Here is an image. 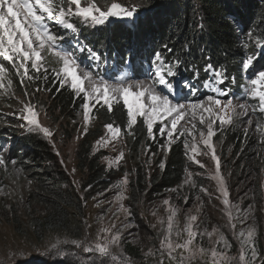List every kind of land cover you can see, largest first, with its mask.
<instances>
[{
    "label": "trees",
    "instance_id": "16d2710c",
    "mask_svg": "<svg viewBox=\"0 0 264 264\" xmlns=\"http://www.w3.org/2000/svg\"><path fill=\"white\" fill-rule=\"evenodd\" d=\"M144 1L147 12L138 20L136 27L125 26L123 23L93 30L80 27V39L84 44L106 58L103 72L106 70L108 75L116 77L125 69V62L130 61L129 64L132 67L134 65L139 73L134 74L131 68L130 74L140 78L145 72V65H150L154 53L160 52L166 60L179 58L184 61L177 70L178 77L188 76V81L197 88L203 85L204 78L200 75L203 73L202 66L206 63H211L214 68L225 69L228 78L235 77V86H243L241 61L245 49L242 44L250 28L255 34H264V0ZM248 43L246 51L253 53L255 48L251 41ZM164 45L172 51H167ZM257 62L264 66V58ZM193 69L199 71L198 79L194 78ZM42 81L39 79L30 82L28 90L30 93L32 90L33 96L38 99L39 93H35V89L39 87V92L46 95L43 89L49 88L47 107L43 102L45 111L47 108L53 114L65 133L71 129L75 131L78 127L77 118L82 112V99L76 98L67 86L57 90L58 86H53L51 77ZM15 86L22 92L17 82ZM39 100H42L41 97ZM94 114L97 118L96 127L79 139L75 151L77 176L71 174L61 163L47 139L35 133H23L16 122H11L13 149L5 157L17 163L15 166L8 163V179L24 185V200L21 203L12 200L9 207L4 205L6 198H3L0 213L10 216L5 221L16 231L30 234L37 241L43 242L45 235L49 233L81 231L83 225L86 227L88 203L93 200L102 198L111 210L112 200L118 193L117 185L127 170L109 168L103 162L102 151H97L94 144L102 136L105 124L114 123L124 130L127 118L122 102L114 106L112 113L107 111L106 106L98 105ZM122 135L128 144L133 164L130 170L132 176L127 185V202L137 213L145 214L160 198L181 197L182 200L188 197V200H195L197 196L200 197L201 181L198 177H193L196 188L188 185L179 187L183 185L186 176L185 168L189 169L184 143L174 142L165 155L159 147L162 140L156 137L153 141L147 137L142 118L134 127V136L127 135L126 131ZM144 151L147 156H152L153 165L150 166L149 173L143 165L137 163L144 160ZM219 156L230 181V192L243 196L237 206L243 210L251 205L248 219L243 224L239 220L235 221V232H239L241 228L254 227L256 248L260 258L264 259V147L258 144L252 134L248 133L246 138L244 132L229 126L222 131ZM161 162L165 165L163 169L159 166ZM247 183L251 191L239 188ZM174 188L178 191H171ZM100 207L105 208L104 205ZM209 217L212 219V215ZM72 220L77 221L72 225ZM226 237L232 244L227 252L238 255V241L228 232ZM125 251L136 259H143L142 247L126 244ZM77 258L84 257L78 253ZM59 261L46 262L31 256L11 264H72L67 260ZM164 264L173 263L168 261Z\"/></svg>",
    "mask_w": 264,
    "mask_h": 264
},
{
    "label": "snow or ice",
    "instance_id": "6c2138e0",
    "mask_svg": "<svg viewBox=\"0 0 264 264\" xmlns=\"http://www.w3.org/2000/svg\"><path fill=\"white\" fill-rule=\"evenodd\" d=\"M138 7L135 3L121 4L118 0L111 2L109 0H0V96L9 94L15 96L11 91L13 80L9 74V67H6L4 62L11 66L15 76L19 78L25 96L29 94L27 89L30 82L50 79L48 72L51 71V80L54 87L58 86L57 90L67 86L76 98L82 99L85 134L96 105L106 106L107 111L112 113L114 106L122 102L127 118L125 129L122 130L121 126L114 123L105 124L106 135L97 141L99 147L107 148L111 144L115 150L114 142L121 140L123 131L129 136H134V127L141 118L147 137L153 141L157 135L154 126L157 122L160 123L158 133L161 137H167L166 143L159 145L165 155L177 139L189 137L190 139L183 141L187 159L201 169H205L206 164L197 157L205 156L213 162L214 172L210 178L216 182L219 193L216 199L221 200L227 222L235 230L236 220L243 224L248 219L251 205L248 209L242 210L230 201V193L221 171V159L217 154L213 137L218 128L231 126L236 121L245 123L244 118L247 117L246 126L243 128L245 137L247 138L249 129L254 125L255 132L259 133L257 142L264 146V69L253 72L252 77L247 80V86L243 89V102L239 104L234 103L237 97L231 94L229 88L221 87L228 79L225 75L226 70L214 68L211 63L204 66L208 79L204 81L203 87L213 94L207 95L204 99H189L188 97L195 96L199 89L188 80L178 79L177 70L184 61L179 58L166 60L160 52L154 53L150 68L145 72V79H135L129 74L130 61L125 62L126 67L121 74L113 79H105L99 75V69L107 63L106 58L91 47L82 46L78 39L75 43L67 41L65 33H77L74 20L90 26L104 25L110 18L131 20L137 13ZM248 41H251L255 48L253 53L246 51L249 47ZM65 42L68 43V47L64 46ZM164 48L169 52L172 51L167 45H164ZM242 48L245 52L241 61V71L248 73L255 61L264 58V34H255L250 28L246 32V40ZM78 52H87L86 59L92 64L85 65L78 58ZM46 56L51 57L59 67L47 68ZM132 71L134 74H139L134 65ZM193 76L198 79L199 71L193 69ZM232 80L234 82L235 77H232ZM43 90L50 91L47 87ZM35 91L39 92L41 89L37 87ZM181 95L186 102L181 103L176 99ZM21 103L23 108L18 118L25 122L23 126L28 127L29 131H38L45 137L51 138L53 132L40 123L39 113L35 107L31 103L24 101ZM182 121L185 123L181 124ZM198 125L201 127L198 128ZM124 155L121 150L119 155L109 161V167L113 164L118 166ZM8 163L15 166L17 162L6 159L3 150H0V167L7 170ZM61 163L63 164V160ZM159 166L161 169L165 167L163 162ZM72 172H75V168ZM185 172L183 185L179 187L188 185L196 188L194 173L187 167ZM128 183V174L125 173L120 184L117 185V202L127 198ZM171 191L175 192L178 189L174 188ZM199 191L210 198L212 196L202 185L199 186ZM183 199L187 204L188 197ZM196 199L199 200L200 197L197 196ZM163 205L167 206L169 215L166 228L163 227L164 220L162 218L158 220L164 233L157 249L158 264H164L165 258L170 262L185 264V261H191L197 255L204 256L206 249L194 247V242L202 236H207L209 241L213 242L212 238L219 230L214 227L211 231L205 229L199 232L194 229L197 215H188L182 231H174L177 209L170 204L169 199L163 200ZM119 207L120 210L131 215L130 210L122 203ZM155 215L156 213L153 212V216ZM152 227L156 228L157 225L153 224ZM113 229H116L115 223L100 228L94 239H89L87 235L83 239L56 238L50 243L47 252L65 258L76 255L66 249L76 248L102 261H108L109 264H129V259L121 248L123 233L120 229L115 231ZM182 233L186 234V238L182 242H177ZM173 235L177 240L173 239ZM233 235L239 243V256L233 257L227 254L225 250H230L232 244L223 232H219L218 239L210 249L212 264H257L258 261L259 264H264V259L260 258L256 248L254 227L241 228L239 232L234 231ZM217 245L221 247L218 248ZM145 255L155 256L156 253L149 249Z\"/></svg>",
    "mask_w": 264,
    "mask_h": 264
},
{
    "label": "rangeland",
    "instance_id": "374dc122",
    "mask_svg": "<svg viewBox=\"0 0 264 264\" xmlns=\"http://www.w3.org/2000/svg\"><path fill=\"white\" fill-rule=\"evenodd\" d=\"M109 2H111V0H109ZM118 2L124 5L135 3L139 6L137 13L131 20H118L116 18H110V20L106 22L104 25H97V26L83 25L80 23L79 20H74L73 22L75 23V26L78 31L75 34L71 32L65 33L67 36V41L75 43V40L78 39V41L82 46H86L84 44V41L80 39V27L81 28L85 27L90 30H93V29L109 28L115 23H123L125 26L136 27L138 20L143 16H145L143 15L144 12L146 11L145 1L118 0ZM64 46L68 47V43L65 42ZM77 56L85 65L92 64L91 61L86 59L87 52L84 53L78 52ZM46 60H47L46 63L47 68L51 69L53 67H59L55 63V61L51 59V57L46 56ZM4 63L6 67H9V74L11 75V78L13 80V86L11 91L15 93V96H12L11 94L7 96H0V150H3L4 156L11 154L13 149L14 137L12 135V130H11L12 128L10 127H11V122H16L19 125L20 131H22L23 133H35L47 139L50 142V144L54 147V150L59 153L58 156L60 157V160H63V165L66 167V169H68L71 172V174L76 175V169L75 172H72V169L75 168V164H74L75 151L79 139L85 134L82 112L77 118L78 127L76 128V130L74 131L73 129H71L65 133L64 132L65 130L63 131V129H61L62 125L60 126L59 123L56 122L53 114H50V112L47 111V108L45 111L43 102L46 103V107H47L48 92L46 91V95H45L41 92L35 91V93H39L38 96L39 98L41 97L42 100H39V98L37 99L36 97H34L32 90L30 93V90L27 89L29 93L28 96L23 95L24 88L21 87L19 78L15 76L13 70L11 69V66L8 65L7 62ZM206 64L202 66L203 73L200 75L204 78V81L208 79V73L204 71V66ZM128 65H129L128 71H130L132 66L131 64ZM105 67L106 64L102 65V67L99 69V75L103 76L105 79L115 78L112 75H108L106 73V70L105 72H103L104 71L103 68ZM149 68L150 65L148 66L145 65V72ZM261 69H264V66L261 65V63L255 61L253 66L249 69L248 73H243L244 78L242 79V84H241L243 86H239V85L235 86L234 85L235 82H233L232 77L228 78V76L225 74L228 79L225 81L224 85H221V87L229 88L231 90V94L237 97L234 103L239 104L243 102L242 100L243 89L247 86V80L252 77L253 72L259 71ZM145 72L141 74L140 78H137L136 76L133 75L132 76L135 79H145ZM33 74L36 75L35 73ZM48 76L49 77L52 76L51 71L48 72ZM178 79L188 80V76L180 75ZM42 80L43 79H41V82H43ZM16 82L21 87L22 92H20L18 88H16L15 86ZM198 89L199 91L196 93L195 97L192 100L204 99L207 95L213 94L208 89L204 88L203 85L200 86V88ZM176 99H178L179 102L181 103L186 102L183 95L177 97ZM223 99H227V97H223ZM21 101H24L25 103H31L35 107V109L39 113L40 123L44 127L49 128L53 132V136L51 138L45 137L43 133L38 131H29L28 127L23 126L25 122L22 119L18 118L21 109L23 108V104L21 103ZM38 101L40 103H37ZM97 106L98 105H96V107ZM95 108L93 109L92 120L87 125V131L95 128L97 125V118L94 114ZM253 119L255 121V118ZM246 120L247 117L244 118L245 123H241V121H236L233 125H231V127L244 132L243 128L246 126ZM165 123H168V121H165ZM184 123H185L184 121L181 122V124ZM160 126H161L160 123L157 122L156 125L154 126V131L157 132L156 137L162 140V144H165L167 137L166 136L161 137L159 135L158 129ZM199 127L201 126L198 125V128ZM227 127L229 126L225 125L223 129L218 128L216 135L213 137V142L216 145L218 155H219V146H220L222 131ZM1 129L4 130L2 131ZM248 133L252 134L255 137V139H257L258 141L259 133L255 132L254 125L252 128L249 129ZM105 135H106V130L104 127L102 136ZM67 137L69 139H67ZM184 139H190V138L182 137L177 139L176 141H181L183 143ZM97 141L94 144L95 149L97 151H102V154L104 155L103 162L108 167L110 160L114 159L117 155H119V152L121 150L124 152L125 154L124 158L122 161L119 162V165L117 166L113 164L109 168H124L125 170H127L126 173L128 174V179H130V177L132 176L130 170L132 169L133 164L131 163V156L129 153L128 144L125 138L123 137V135L119 142H114L116 145L115 150L113 149V146L111 144L107 148L99 147L97 145ZM144 153H143L144 160L137 161V163H139V165H143V168L147 170L149 173L151 172L149 168L150 166L153 165L152 156L151 155L147 156L145 151ZM197 158L206 164V168L201 169L199 168L198 165H195L189 161V169L194 173V178L198 177L200 179L201 181L200 185H202L204 188L208 190L209 193L212 194L211 198L202 192L199 200L197 199L188 200L187 204H185L184 199L181 200V197L160 198L154 203L153 208L147 210L145 214L137 213L136 209L131 208L127 202V198L121 202H117L115 196L112 200L113 206L111 210L108 204L106 205L104 204L105 202L102 198L96 199L88 203L86 227H84L83 225L81 231L69 232L70 231L69 230L66 233H49L45 235V239L43 242L37 241V239L30 234H23V232L20 233L16 231L15 228H13L11 225H9L7 221H5V219L10 218V216H6L0 213V264L15 263L18 260H26V258H30L31 256H35V258L39 257V259L41 258L42 260H46V262L53 260H58V262H60L59 260L61 261L67 260L68 263H72V264H109L108 261H102L100 258L96 256H91L90 254L83 253L82 250L76 248L66 249L67 251L72 250V253H75L76 255L68 256L65 258L57 257L55 254L47 252V249L50 243L54 242L56 238L83 239L87 235L89 239H94L100 228L108 227L113 223H115L116 225V229H113V231L120 229L123 233V238L121 240V248L124 255L128 257L129 264H158L159 252L157 251V249H159L160 239H162L164 234L161 231V225L158 223V220L162 218L164 220L163 227L166 228L167 217L169 215L168 211L166 210L167 206L163 205V200L165 199H169L170 204L177 209L174 231L175 230L182 231L186 223V217L188 215H197L198 219L194 224V229H196L197 231L203 232L205 229L211 231L215 227L219 230V232H223L225 236L227 232L231 236H234L233 233L235 230H233L227 222V216L224 212V205L222 204L220 199H216V197L219 195V193L217 192L216 182L210 178L211 174L214 172V164L208 157L199 156ZM134 165L136 167V164ZM221 171L222 174L224 175L230 193V197H229L230 201L235 205H240L243 196L242 194L233 195V193L230 192V181L228 176L226 175V172L224 171V168L222 166V161H221ZM196 173H199V175H195ZM8 178H10L8 170H5L4 168L0 167V189H2V191H0V202H3V198L4 199L6 198L4 205L10 207L9 204L11 203L12 200H15L16 202H20V203L23 202L24 200L23 194L25 187L20 182L10 181ZM233 181L234 179L231 182ZM248 183L246 185H242L239 188H241L242 190L249 191L250 188L248 186L249 185ZM7 193H11V195H7ZM128 194H129V190L127 188L126 189L127 197ZM120 203H122L125 208L130 210L131 213L130 216L128 215V213H125L124 211L120 210L119 207ZM101 205H104L105 208L100 207ZM197 209H199V211ZM153 212L156 213L155 216H153ZM209 215H212V219H210ZM76 221L77 220H72L71 224L72 223L74 224ZM153 224H156L157 227L153 228L152 227ZM124 225H127V227H123ZM20 230L22 231L23 229L20 228ZM219 232L214 234L212 238L213 242H210L207 236L198 237L197 240L194 242V247H203L206 249V253L204 254V256L197 255L191 261H185V264H212L210 249L213 247L214 241L218 239ZM184 238H186V234L183 233L178 240L175 237V235H173V239L177 240V242H182ZM126 244L134 245L139 248L142 247L144 249V251H142L143 259L142 260L136 259L132 255H130L127 251H125ZM217 247L220 248L221 246L217 245ZM149 249H152L153 252L156 253V255L146 256L145 253ZM221 250L224 249L221 248ZM78 253H80L84 258H77ZM227 254L233 257L239 256V254L238 255H236L235 253L231 254L230 252H227ZM176 255L177 257L179 256V250ZM185 255H187V253H185ZM168 261L169 260L165 258L164 263ZM172 263L177 264V262L175 261H172Z\"/></svg>",
    "mask_w": 264,
    "mask_h": 264
}]
</instances>
